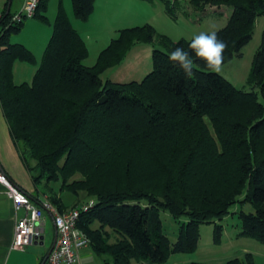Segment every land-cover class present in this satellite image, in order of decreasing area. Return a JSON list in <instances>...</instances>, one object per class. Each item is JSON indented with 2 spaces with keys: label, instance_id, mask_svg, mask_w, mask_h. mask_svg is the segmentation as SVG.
Returning a JSON list of instances; mask_svg holds the SVG:
<instances>
[{
  "label": "trees",
  "instance_id": "1",
  "mask_svg": "<svg viewBox=\"0 0 264 264\" xmlns=\"http://www.w3.org/2000/svg\"><path fill=\"white\" fill-rule=\"evenodd\" d=\"M71 1L76 17L87 21L96 0ZM162 1L177 18L180 0ZM48 2L41 0L35 14L44 22ZM189 2L196 10L232 6L227 24L216 31L227 44L224 63L240 54L264 15V0ZM12 17L9 11L0 18V106L10 134L35 186L40 190L46 183L50 192H44L59 211L69 206L51 183L61 182L62 191L75 195L73 206L83 197L95 201L82 211L78 227L96 254L108 256L104 264L163 263L171 253L192 252L203 223H214L218 243L221 221L238 201L256 208L240 212V236L264 243V103L255 89L238 88L194 53V74L187 77L168 54L176 47L187 50L191 39L173 40L149 23L119 29L96 63L87 65L88 45L63 0L33 81L17 84L14 62L37 59L26 45L11 42L25 21ZM137 42L154 45L152 71L141 81H104L102 72ZM248 83L264 97V29ZM162 210L187 217L174 243L164 232ZM113 233L117 238L109 243ZM225 264L256 263L247 253Z\"/></svg>",
  "mask_w": 264,
  "mask_h": 264
},
{
  "label": "rangeland",
  "instance_id": "2",
  "mask_svg": "<svg viewBox=\"0 0 264 264\" xmlns=\"http://www.w3.org/2000/svg\"><path fill=\"white\" fill-rule=\"evenodd\" d=\"M17 1L18 0H15L12 10L16 8ZM138 1L143 3V7L142 5L137 7V5L134 4L129 6V8L132 10H141L142 17L139 19V23L130 26H141L149 23L153 25L158 32L167 34L173 40H178L180 38L192 39L202 31H217L227 24L232 12V6L229 5H222L220 8L207 7L205 10H196L191 6L189 0H180L176 7L178 16L177 18H172L166 13L165 5L162 0ZM63 5L67 12L75 17V23L79 28V30H77L82 32L81 34L84 33V40L89 48V55L85 63L87 65H94L101 50L117 36L119 29L115 26H118V23L116 24L109 20L110 22L102 23L101 26L94 25L89 29V34L87 30L83 28V25L87 24H83L84 22L76 17L72 1L63 0ZM58 6L59 0H49L48 9L45 13L48 16V22L42 21L41 18L37 16L28 18L41 24L42 31H40L37 38H35L36 33L29 28L28 24H25L19 32L11 36L12 43H21L20 39L22 38L28 43L32 42L31 45L34 47V50L28 45L26 46L32 50L37 59L36 63L21 61V66L15 77L16 83H31L33 81L35 73L43 61L46 46L52 36ZM97 20L98 19H96L95 22ZM263 29L264 15H261L257 18L252 39L242 47L240 54H235L229 61L223 63L220 74L240 89H255L258 92L260 101L264 103V97L259 89L253 88V86L248 83L253 58L261 44ZM104 41L105 43L102 46H105L101 49V43ZM41 44L43 47H41ZM153 49L154 45L150 42L135 43L119 64L111 66L102 72V79L104 81L111 80L114 82L141 81L153 69ZM80 177V174L76 175V178ZM39 185L41 194L43 191L50 192V188L47 187L44 181ZM50 187L54 192L62 195L64 202L68 204L75 199V195L70 191L61 190V182L51 183ZM245 196L246 191L241 194L239 198L244 199ZM88 199L83 197L82 203L87 202ZM143 203H145V200ZM241 211L255 212L256 208L250 201H238L233 204L230 214L225 216L221 221L223 224V235L221 241L218 243L214 241V223H203L200 225L201 236L196 250L192 252L171 253L168 259L163 263H151L147 260L133 259L132 264H193V262L225 264L228 260L235 257L244 258L247 253H252L256 264H264V243L256 238L240 236L239 234L242 230ZM161 219L164 232L167 234L170 241L174 243L177 240L180 225L182 222L187 221V217L181 216L176 218L168 211L162 210ZM49 224L47 228H49ZM97 225L98 223L95 224V226ZM113 234L109 239V243H114L117 238V235L114 234L113 236ZM46 235L48 239L50 237L48 231ZM106 235L109 236V233ZM85 252L86 253H83L82 257L83 264H104V260L108 257L107 255L99 256L93 251L91 246H89L88 250Z\"/></svg>",
  "mask_w": 264,
  "mask_h": 264
},
{
  "label": "crops",
  "instance_id": "3",
  "mask_svg": "<svg viewBox=\"0 0 264 264\" xmlns=\"http://www.w3.org/2000/svg\"><path fill=\"white\" fill-rule=\"evenodd\" d=\"M9 1L10 0H0V18L7 11ZM14 2L15 0H11L10 2V11L12 14H15L20 9H22L26 0H18L16 8L12 10ZM134 4L138 7L141 6L143 3L138 0H96L94 12L91 14L90 18L87 21H83V24H87L83 25V28L86 29L87 33L90 34V32L88 31L94 25L101 26L102 23L110 22L109 20H111V22H115L116 24L118 23V26H115L117 27V29H121L123 27H131L130 25L139 23L138 21L142 17L141 10H132L131 8H129V6ZM46 12L47 11H45V13ZM68 15L73 26L79 30L77 24L75 23V17L69 14V12ZM96 19L98 20L95 22ZM25 24H28L29 28L36 33L35 38H37L40 31H42L41 24H38L36 21L28 18L25 19L24 26ZM81 35L83 36V38H85L84 33ZM20 41L21 43L23 42L22 44L28 45L31 49L34 50V47H32L31 45L32 42L28 43L24 38L20 39ZM104 43L105 41L101 43V49L105 46H102ZM41 47H43V45ZM21 63V60H16L14 62V81L15 77L17 76L19 67L21 66ZM16 82L17 81H15V83ZM0 169L5 171L16 185L20 186L30 194L39 195L41 202L36 200V204L41 205L43 201L48 200L49 194L44 191L41 194V191L38 190V188L35 186L31 172L24 164V161L20 156L18 148L16 147V144L14 143L10 134L9 126L3 114L1 106ZM76 201L77 200L75 197V199L70 204L66 202L65 204L69 206L68 208H71L73 207V205H75ZM23 214V209H15L12 197L7 193L6 186L0 181V264H43L46 254L48 253L50 246L52 245V242L55 237V225L51 211L46 210L44 217L41 221V226L44 230L43 239L41 238L39 241L27 246L24 249L13 247L16 222L17 219ZM48 224L49 228H47ZM47 231L50 235L48 239L46 237ZM89 246L91 245H88L87 247L80 250V264H83V253H86L85 251L88 250Z\"/></svg>",
  "mask_w": 264,
  "mask_h": 264
},
{
  "label": "built area",
  "instance_id": "4",
  "mask_svg": "<svg viewBox=\"0 0 264 264\" xmlns=\"http://www.w3.org/2000/svg\"><path fill=\"white\" fill-rule=\"evenodd\" d=\"M40 2L41 0H26L22 9L13 14V21L20 22L35 16ZM0 181L12 197L15 209L24 210V214L16 222L13 247L24 249L41 239L44 233L41 221L45 211L49 210L57 228V239L44 264H80V250L90 245V237L78 227V221L82 211L88 210L95 201L90 199L85 203L59 211L58 207L49 200L43 201L42 205L36 204L28 192L16 185L1 169Z\"/></svg>",
  "mask_w": 264,
  "mask_h": 264
},
{
  "label": "clouds",
  "instance_id": "5",
  "mask_svg": "<svg viewBox=\"0 0 264 264\" xmlns=\"http://www.w3.org/2000/svg\"><path fill=\"white\" fill-rule=\"evenodd\" d=\"M227 49L225 41L218 37L216 31L200 32L184 47H176L169 52V61L178 65L185 75L191 78L194 74V60L192 54L205 62L206 67L215 73L222 71L224 53Z\"/></svg>",
  "mask_w": 264,
  "mask_h": 264
},
{
  "label": "water",
  "instance_id": "6",
  "mask_svg": "<svg viewBox=\"0 0 264 264\" xmlns=\"http://www.w3.org/2000/svg\"><path fill=\"white\" fill-rule=\"evenodd\" d=\"M10 2H11V0L9 1V6L7 8L6 14L10 11ZM41 238L43 239V236ZM56 239H57V228L55 227V237H54V240L52 242V245L50 246L48 253L46 254L44 262L46 261L47 257L49 256L50 252L52 251L53 247L55 246ZM44 262H43V264H44Z\"/></svg>",
  "mask_w": 264,
  "mask_h": 264
}]
</instances>
